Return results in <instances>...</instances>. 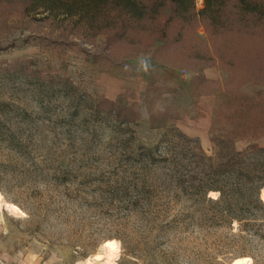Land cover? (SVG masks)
<instances>
[{
    "label": "rangeland",
    "instance_id": "374dc122",
    "mask_svg": "<svg viewBox=\"0 0 264 264\" xmlns=\"http://www.w3.org/2000/svg\"><path fill=\"white\" fill-rule=\"evenodd\" d=\"M44 16L0 0V264H104L106 241L114 264H264L261 191L205 168L220 143L264 148V17L109 44Z\"/></svg>",
    "mask_w": 264,
    "mask_h": 264
},
{
    "label": "trees",
    "instance_id": "16d2710c",
    "mask_svg": "<svg viewBox=\"0 0 264 264\" xmlns=\"http://www.w3.org/2000/svg\"><path fill=\"white\" fill-rule=\"evenodd\" d=\"M24 3V14L45 15L44 21L58 19L62 24L70 22L72 32L79 29L82 40H92L105 34L110 39H125L128 31L143 26H152L161 41L167 39L166 30L172 29L173 39L178 43L189 31L202 25L209 39L220 36L232 23L231 14L236 17H264V0H202V9L196 10V0H21ZM233 11V12H232ZM165 12H168L165 15ZM163 17V22L160 20ZM75 30V31H74ZM54 83V81H51ZM95 111L113 114L120 124L128 125L135 121L136 113L117 106L116 102L98 98ZM220 143L217 162L208 163L206 172L213 176H232L245 185H256L257 193L264 188V148L251 145L248 153H239L231 142ZM202 159L211 161L204 153ZM253 157L256 164H247V158ZM205 172V173H206ZM202 175V174H201ZM204 182V177L200 178ZM219 198H223L222 193ZM224 199V198H223ZM222 200V199H221ZM216 200V201H221ZM228 207V205H227ZM227 216L232 220L233 214L227 208Z\"/></svg>",
    "mask_w": 264,
    "mask_h": 264
},
{
    "label": "bare ground",
    "instance_id": "6f19581e",
    "mask_svg": "<svg viewBox=\"0 0 264 264\" xmlns=\"http://www.w3.org/2000/svg\"><path fill=\"white\" fill-rule=\"evenodd\" d=\"M261 200L264 202V188L261 190ZM119 246L115 241H106L102 247V252L93 256L92 261L104 264H114L118 256ZM90 260H86L85 264H91ZM82 264V263H78ZM232 264H252L250 258H239L233 260Z\"/></svg>",
    "mask_w": 264,
    "mask_h": 264
}]
</instances>
